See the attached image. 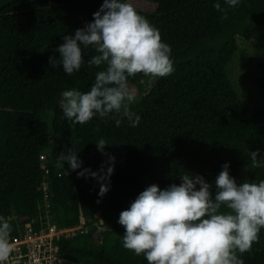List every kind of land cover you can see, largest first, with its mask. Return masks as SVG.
<instances>
[{"label": "trees", "instance_id": "16d2710c", "mask_svg": "<svg viewBox=\"0 0 264 264\" xmlns=\"http://www.w3.org/2000/svg\"><path fill=\"white\" fill-rule=\"evenodd\" d=\"M124 2L159 30L172 49L174 67L168 76L153 77L149 89L143 74L129 79L140 93L130 105L141 118L136 127L126 118L116 117L121 119L116 126V118L98 115L73 124L59 107L62 91L90 90L100 69L87 63L96 55L92 46L82 47L84 63L72 75L59 65L52 69L49 58H59L54 49L63 37L92 22L103 0H0V216L16 234L25 222L45 215L39 187L46 165L51 220L69 227L83 218L86 227L58 241L64 264H148L143 255L123 248L125 229L118 220L150 185L163 190L179 185L181 175H200L214 196L215 179L226 163L237 184L242 166L248 182L264 180V105L245 100L229 74L238 35L264 40V0H240L231 8L225 0ZM217 2L226 20L214 8ZM261 70L256 82L264 99V62ZM101 139L107 143L103 151L124 149L102 181L109 186L102 197L98 179L77 176L84 169L102 175V166L104 173L111 166L89 156ZM69 149L82 161L76 170L58 163ZM256 150L262 166L252 168L249 153ZM240 258L244 264H264V229Z\"/></svg>", "mask_w": 264, "mask_h": 264}, {"label": "clouds", "instance_id": "9594fccd", "mask_svg": "<svg viewBox=\"0 0 264 264\" xmlns=\"http://www.w3.org/2000/svg\"><path fill=\"white\" fill-rule=\"evenodd\" d=\"M239 2L225 0L229 8ZM214 8L221 13V20L228 18L219 2ZM63 41L54 49L59 58H49L52 69L62 66L68 75L79 71L84 63L82 47L89 46L96 55L87 63L100 69L90 90L60 93L59 107L73 124H86L98 115L126 118L130 126H138L141 118L130 108L137 93L129 79L138 74L165 77L174 71L171 47L162 42L159 30L124 0H103L92 22L72 36L65 35ZM115 122L119 126L121 119ZM96 144L103 152L107 143L101 139ZM249 154L251 167H261L259 150ZM57 159L62 167L66 161L71 170L82 164L70 149ZM228 169L224 164L216 177L214 196L212 185L193 174L179 176V185L173 183L163 190L155 184L146 187L119 215L118 223L125 229L123 248L143 255L148 264H244L240 256L251 252L264 229V180L237 184ZM100 171L102 175L84 169L77 176L88 174L98 179L102 197L109 190L102 181L111 176L113 167L104 173L102 166ZM12 231L9 220L0 216V264H6L14 251Z\"/></svg>", "mask_w": 264, "mask_h": 264}, {"label": "built area", "instance_id": "2783aa9c", "mask_svg": "<svg viewBox=\"0 0 264 264\" xmlns=\"http://www.w3.org/2000/svg\"><path fill=\"white\" fill-rule=\"evenodd\" d=\"M41 159H44L43 155ZM43 169L44 177L39 188L45 215L40 214L37 219L25 222L18 233L11 234L15 248L6 264H64L58 241L64 235L86 231L83 218L79 224L69 227H58L51 220L48 212L52 194L47 180L50 170L46 165Z\"/></svg>", "mask_w": 264, "mask_h": 264}, {"label": "rangeland", "instance_id": "374dc122", "mask_svg": "<svg viewBox=\"0 0 264 264\" xmlns=\"http://www.w3.org/2000/svg\"><path fill=\"white\" fill-rule=\"evenodd\" d=\"M237 41L239 46L229 65L230 78L245 100L249 101L251 104L264 105V99L261 96L260 88L256 82V78L262 74L261 63L264 62V40L255 38L246 39L238 35ZM152 80L153 77L144 78L146 89H149ZM129 85L136 90L138 98L140 93L136 86L130 83ZM44 117L49 120L51 112L46 111ZM42 155L45 157L44 152ZM89 156L95 159L99 157L107 159L112 166L113 163H118L122 160L124 149L122 146H118L115 149L101 152L96 147L95 150L93 149L89 153ZM113 157L114 160L111 159ZM238 172L242 178V183L245 181L248 182L246 167H240Z\"/></svg>", "mask_w": 264, "mask_h": 264}]
</instances>
